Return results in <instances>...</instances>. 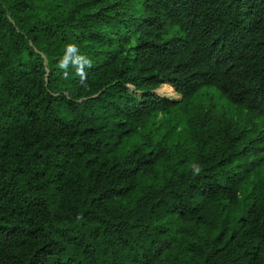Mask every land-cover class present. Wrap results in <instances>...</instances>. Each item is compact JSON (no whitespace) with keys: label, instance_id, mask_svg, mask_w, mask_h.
Returning a JSON list of instances; mask_svg holds the SVG:
<instances>
[{"label":"trees","instance_id":"obj_1","mask_svg":"<svg viewBox=\"0 0 264 264\" xmlns=\"http://www.w3.org/2000/svg\"><path fill=\"white\" fill-rule=\"evenodd\" d=\"M125 1L0 0V264H264L255 140L213 104L146 131L164 85L264 119V0Z\"/></svg>","mask_w":264,"mask_h":264},{"label":"rangeland","instance_id":"obj_2","mask_svg":"<svg viewBox=\"0 0 264 264\" xmlns=\"http://www.w3.org/2000/svg\"><path fill=\"white\" fill-rule=\"evenodd\" d=\"M140 8V0H129V2H124L120 10L134 16H139L142 10V8L141 10ZM124 18H126V15ZM172 33V30L168 28L164 37H169ZM128 88L132 90L131 87ZM167 89L172 91L171 95H168ZM155 93L162 97H165L163 94L166 95L167 93L168 99L175 103L168 107L164 112L159 113L155 120L147 125L146 131H151L154 139L160 138L167 130L168 125H174L176 127V133L184 131L186 117L193 107H196L199 104H213L217 108L225 110L226 114L232 120L241 125V130L244 134V139L242 140L243 143L255 140L250 143V146L259 148L255 153H252V155L238 161L239 164H244L243 168L251 169L248 171V181L254 178V171H259L257 172L258 174L264 173V162H260L258 165L251 164L253 160L260 158L264 154V119L262 117H257L252 120L246 119V114L238 108L230 105V103L222 97L214 87H202L195 96L182 103L180 102V95L176 94L168 85L161 86L155 91ZM257 137H259L258 140H256Z\"/></svg>","mask_w":264,"mask_h":264},{"label":"clouds","instance_id":"obj_3","mask_svg":"<svg viewBox=\"0 0 264 264\" xmlns=\"http://www.w3.org/2000/svg\"><path fill=\"white\" fill-rule=\"evenodd\" d=\"M91 65L90 59L79 52V49L74 44H69L67 46V50L60 62V69L64 72L65 78L68 75L69 66H73L76 68L77 74L83 77L84 68ZM194 174H198L200 171V167L198 164H193Z\"/></svg>","mask_w":264,"mask_h":264}]
</instances>
